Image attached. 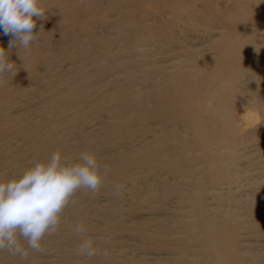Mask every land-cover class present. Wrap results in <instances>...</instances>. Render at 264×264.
Instances as JSON below:
<instances>
[{
	"label": "rangeland",
	"instance_id": "374dc122",
	"mask_svg": "<svg viewBox=\"0 0 264 264\" xmlns=\"http://www.w3.org/2000/svg\"><path fill=\"white\" fill-rule=\"evenodd\" d=\"M116 1L103 0L98 13L94 0H41L48 11L46 19L34 18V33L44 29L39 39L27 51L9 52L16 75L0 78V181L18 178L56 151L68 160L89 152L98 163H119L97 193L75 194L56 234L41 241L43 253L28 249L23 260L0 252V264H191L187 254L197 256L199 242L192 237L188 247L184 234L201 214L204 231L225 227L221 235L235 242L248 264H264V25L257 19V33L245 34L254 42L255 60H246L249 68L240 78L229 79L233 71L217 60L213 47L226 33L216 20L185 22L174 28L171 44L126 46L122 32L132 19L126 8L140 0L109 10ZM148 1L159 8L157 0ZM75 2L85 5L81 13L69 9ZM159 12L174 19L167 7ZM13 39L0 29V47L8 51ZM220 83L228 89L216 88ZM208 92L234 121L227 132L196 145L186 131L208 122V110L195 106ZM78 109L86 123H70ZM175 142L194 151L182 153ZM149 149L158 150V161L141 157L139 165H127ZM211 150L209 161L223 167L206 172L208 162L192 164ZM148 165V175L139 171ZM116 185L122 186L118 193ZM79 207L91 215L86 221L75 217ZM79 222L97 250L92 258L77 252L82 238L73 228ZM195 237L204 242L202 234Z\"/></svg>",
	"mask_w": 264,
	"mask_h": 264
},
{
	"label": "bare ground",
	"instance_id": "6f19581e",
	"mask_svg": "<svg viewBox=\"0 0 264 264\" xmlns=\"http://www.w3.org/2000/svg\"><path fill=\"white\" fill-rule=\"evenodd\" d=\"M159 8L152 7L151 3L148 0H140L130 1L127 5V11L129 17H132L130 23L127 26H124L125 30L122 32V42L124 45H132V44H144L153 41H161L164 43L171 44L173 39L175 38L174 28H179L183 26L185 22H190L193 19H196L199 22L207 24L209 20H216L217 25H219L220 29L222 27L223 31L226 33L222 34V38L216 41L213 44L214 51L218 53L217 60L223 61L232 71L233 73L228 76L229 79L240 78L244 70L249 67H246V60L253 59L255 60V56L253 55L252 45L254 44L252 39H248L251 42L245 40V34H256L257 33V19L259 20V24L264 25V0H157ZM202 2L200 6L197 4L198 2ZM103 0H94L93 9L99 8L96 12L100 13L101 4ZM123 4V0H117L109 7V10L119 11ZM162 7H167L171 10V13L174 16L173 20H169L166 18V14L164 12H159L162 10ZM69 9L77 11V13H81L85 9V5L80 2H75ZM79 9V10H78ZM159 9V11H158ZM180 9H184L185 12L182 15H178ZM156 10L158 12L153 13L152 11ZM104 15L107 14L106 11L102 12ZM155 16H154V15ZM253 19V23L250 22V19ZM147 21H153L154 24L150 27L143 26L142 24ZM98 22L97 24H100ZM213 24V23H211ZM210 24V25H211ZM137 27L134 29V26ZM209 25V26H210ZM214 25V24H213ZM151 33L149 37H145V34ZM257 43V42H256ZM171 48V46L167 47ZM194 55V53H193ZM216 88L220 89H228V86L220 83L216 86ZM155 93L158 96H161L162 90L155 89ZM196 107L208 110V122L204 125H196L190 130H187L186 133H190L195 138H193V143L202 144L205 141L209 140V137H213L218 132H227L229 124H233V121L230 119L229 110L221 111L220 107L223 106L221 100L213 99L212 95L208 92V95L204 98L201 105L195 104ZM157 108H159V104H157ZM80 113H76L75 118L71 120L70 123L75 121L83 120L86 123V117L82 116V110ZM231 112V111H230ZM232 116V115H231ZM219 117V118H216ZM232 126V125H231ZM232 128V127H231ZM244 130V129H243ZM242 130V131H243ZM240 131V130H239ZM257 131V130H254ZM232 132V131H231ZM256 133V132H253ZM251 134V133H249ZM81 139V138H79ZM222 144L225 142L221 138ZM237 142V141H236ZM235 142V143H236ZM93 144H90L89 147H92ZM175 147L179 148L182 153L187 151H194L191 149L181 148L182 145L179 146V142H175ZM230 146V145H229ZM232 146V145H231ZM238 146V145H237ZM233 148V147H232ZM235 148V147H234ZM118 148H116L117 150ZM236 149V148H235ZM213 150L210 152H205L202 154L201 159H194V165H201L203 161L208 162V165H204V169L206 172H212L213 170L223 167V165L215 166L216 161H209L212 157L214 158V154H211ZM178 160H181V153L175 154ZM141 157L153 158L158 161L159 153L158 150L149 149L145 152H141L130 161L127 165L130 164H138ZM225 156L219 155L218 160L226 162ZM101 165V174L103 175V167L107 166L111 169V175L105 176V180H109L112 177V173L115 169H117L118 158L111 159L108 161L99 162ZM124 165L122 167H125ZM149 168L152 169L150 165L147 167L140 169L139 171L149 174ZM189 169V166L187 165ZM152 171V170H151ZM189 170H186L185 173H188ZM209 174H207L208 176ZM220 176V175H218ZM104 180V179H103ZM193 196V195H192ZM191 196V197H192ZM193 196L192 198H194ZM117 203V202H116ZM77 207V206H76ZM201 208V207H200ZM75 217L79 220L86 221L91 215L89 213L84 212V207H79L74 212ZM205 217H208L205 215ZM205 219V218H204ZM202 214L197 219L194 224V228L191 232H186L184 234V241L188 244V247L193 248V246L189 242H193V238H195L199 243L197 246L198 255L197 256H189L191 264H248L247 260L240 256L238 252V247L235 245L233 240L224 239V235H221V230L226 231L225 227L216 226L214 229L205 230V223ZM97 221V220H96ZM222 222V221H221ZM80 224V222H79ZM222 224V223H221ZM87 226V225H86ZM85 226V227H86ZM199 227V229H198ZM228 227V226H227ZM203 229V230H202ZM202 234V239L198 240L195 237V234ZM191 236V237H190ZM82 242V241H81ZM81 244V243H80ZM250 264H253V261L249 260ZM181 264H188V262H183Z\"/></svg>",
	"mask_w": 264,
	"mask_h": 264
},
{
	"label": "clouds",
	"instance_id": "9594fccd",
	"mask_svg": "<svg viewBox=\"0 0 264 264\" xmlns=\"http://www.w3.org/2000/svg\"><path fill=\"white\" fill-rule=\"evenodd\" d=\"M48 9L41 0H0V29L14 37L6 51L0 47V78L6 73L15 76L16 66L9 62L12 48L29 50L39 39L34 33L36 19H46ZM94 154L81 152L74 160H68L56 151L43 161L34 162L18 178L0 181V252L23 260L29 257L28 249L43 253L41 241L46 235H54L61 223L63 211L73 197L87 189L93 194L102 186L111 169L103 167ZM117 193L121 185H116ZM86 227L77 224L73 234L81 237L77 250L81 256L92 258L97 254L93 241L86 238ZM22 241L27 242V248Z\"/></svg>",
	"mask_w": 264,
	"mask_h": 264
}]
</instances>
